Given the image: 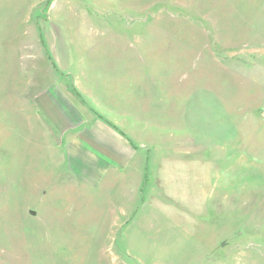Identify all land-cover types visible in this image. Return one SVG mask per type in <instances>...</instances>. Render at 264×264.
Masks as SVG:
<instances>
[{
	"label": "rangeland",
	"instance_id": "374dc122",
	"mask_svg": "<svg viewBox=\"0 0 264 264\" xmlns=\"http://www.w3.org/2000/svg\"><path fill=\"white\" fill-rule=\"evenodd\" d=\"M205 1L0 0V264H264V22ZM54 88L126 135L156 210L72 192Z\"/></svg>",
	"mask_w": 264,
	"mask_h": 264
},
{
	"label": "crops",
	"instance_id": "0c3cea01",
	"mask_svg": "<svg viewBox=\"0 0 264 264\" xmlns=\"http://www.w3.org/2000/svg\"><path fill=\"white\" fill-rule=\"evenodd\" d=\"M205 2L216 6H229L232 10L231 14L234 15L231 17L233 20L252 21L254 26H257L258 22H264V0H206ZM262 30L264 36V24ZM46 96L49 98L46 97L41 107L51 125L48 126L47 133L54 140L60 139L57 134L62 135L61 139L66 141L68 157L65 173L78 184L86 186L85 191L72 189V192L77 196L80 195L81 198H97V193L105 182L104 193L98 197L99 203L103 205V212L111 214L112 211L124 213L126 209L131 212L145 209L146 212L151 213L156 210L157 198L155 195L152 196V180L147 177L146 172L139 174V186L137 185L134 191L128 193L123 186L128 176H132L129 172L136 158L126 135L101 119H94L87 125V119L82 117L80 122L77 105L66 93L56 88L49 89ZM98 97L100 107L111 108L102 100L99 93ZM67 132L70 134L68 138L65 136ZM55 143L59 144L57 141ZM144 163L145 167L152 164L149 159ZM111 181H118L116 192L113 188V190L108 188ZM121 196L126 197V202L119 203L118 209H112L116 206L117 197L119 199ZM102 218L105 222V217ZM111 218L110 216L109 222H112Z\"/></svg>",
	"mask_w": 264,
	"mask_h": 264
},
{
	"label": "water",
	"instance_id": "95a60500",
	"mask_svg": "<svg viewBox=\"0 0 264 264\" xmlns=\"http://www.w3.org/2000/svg\"><path fill=\"white\" fill-rule=\"evenodd\" d=\"M32 214H34V211H31Z\"/></svg>",
	"mask_w": 264,
	"mask_h": 264
}]
</instances>
